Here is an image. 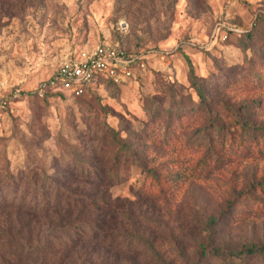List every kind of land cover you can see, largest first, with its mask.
Returning a JSON list of instances; mask_svg holds the SVG:
<instances>
[{"label":"rangeland","instance_id":"1","mask_svg":"<svg viewBox=\"0 0 264 264\" xmlns=\"http://www.w3.org/2000/svg\"><path fill=\"white\" fill-rule=\"evenodd\" d=\"M248 32L255 34L251 45ZM102 42L157 56L120 85L40 100L38 84L68 53ZM188 63L208 113L165 145L162 117L171 96L198 102ZM0 95L7 100L0 109L3 184L5 172L23 178L37 170L59 182L76 153L100 168L95 147L102 148L106 126L140 152L145 169L124 168L108 193L124 217L113 213L114 223L109 217L102 229L135 230L153 254L58 238L68 246L62 264H218L200 248L264 245V141L250 144L232 123L235 112L264 127V0H0ZM213 115L223 140L208 153L194 135ZM148 169L158 176L154 197L141 187ZM41 225L54 240L51 226Z\"/></svg>","mask_w":264,"mask_h":264},{"label":"trees","instance_id":"2","mask_svg":"<svg viewBox=\"0 0 264 264\" xmlns=\"http://www.w3.org/2000/svg\"><path fill=\"white\" fill-rule=\"evenodd\" d=\"M244 37L246 43L251 45L255 34L253 36L252 32H248ZM122 51L125 57L147 53L143 50L132 53ZM187 65L190 85L198 102L193 107L189 100L179 99L177 95L171 96L170 109L166 110L162 117L164 123L162 143L165 145L167 143L175 145L183 128L189 123H196L204 111L208 113L206 110L208 99L197 84L192 66L189 63ZM106 83L113 84L109 80H99L94 86L84 90L81 96L74 98L90 96L95 88H102ZM56 96L64 97V94L47 91L40 100ZM233 115L232 123L239 130V137L249 138V143L254 146L259 144V136L264 141V127L250 124L235 112ZM215 117V115L203 117L205 124L196 128L194 135L200 140V146H204L208 153L215 145H221L223 140L222 130L217 126ZM103 134L101 146L103 149L107 148L106 154H100L102 148L98 150L95 147V151L102 159L100 168H92L90 164L88 165L85 155L76 153L64 179H61V175L57 176L59 182H55L51 175L41 170L28 171L23 178H13L8 172L3 174L5 184L0 180V189L11 190L13 193L11 196L0 195V264H62L66 260L65 254L68 249L67 243L64 244L62 240L72 237L79 240L80 244H83L82 241L87 243L100 241L108 247H114L119 243L117 247L129 251L142 249L153 254L151 243L135 230L127 232L116 228L115 225L107 228L108 225L102 229L105 227V219L111 217L112 224L114 223L113 213H119L121 219L124 217L122 210L116 211L119 208L117 202L108 196L115 180L123 175L120 171L131 166H137L140 170L145 169L139 159V150L131 142L107 126ZM179 138L184 139L181 136ZM147 174L146 183L141 187L146 191V196L154 197V190L159 187L158 176H155V171L151 169L147 170ZM161 191L162 189H159L157 195H160ZM43 222L51 226V229L48 228V236H54V240H46L47 231L43 232L41 225ZM215 222L214 219H209L208 225ZM203 249L201 247L199 250L203 259L214 260L218 264L264 262V245L251 244L239 249L220 247L206 251Z\"/></svg>","mask_w":264,"mask_h":264},{"label":"built area","instance_id":"3","mask_svg":"<svg viewBox=\"0 0 264 264\" xmlns=\"http://www.w3.org/2000/svg\"><path fill=\"white\" fill-rule=\"evenodd\" d=\"M150 54L156 53L125 57L119 46L111 42H102L78 53L70 52L61 60L56 70L38 84L36 95L41 98L45 92L50 91L74 98L81 96L84 90L94 86L99 80H109L120 85L131 79L134 70L145 71ZM18 93V90H14L13 97ZM6 101V97L0 95V109L7 105Z\"/></svg>","mask_w":264,"mask_h":264}]
</instances>
